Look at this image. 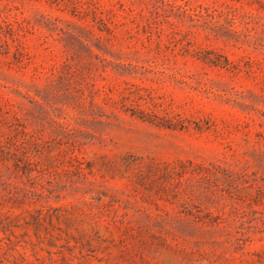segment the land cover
Segmentation results:
<instances>
[{
  "label": "rangeland",
  "instance_id": "obj_1",
  "mask_svg": "<svg viewBox=\"0 0 264 264\" xmlns=\"http://www.w3.org/2000/svg\"><path fill=\"white\" fill-rule=\"evenodd\" d=\"M0 264H264V0H0Z\"/></svg>",
  "mask_w": 264,
  "mask_h": 264
}]
</instances>
